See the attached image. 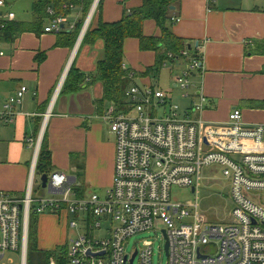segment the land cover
I'll return each instance as SVG.
<instances>
[{"label":"built area","instance_id":"2783aa9c","mask_svg":"<svg viewBox=\"0 0 264 264\" xmlns=\"http://www.w3.org/2000/svg\"><path fill=\"white\" fill-rule=\"evenodd\" d=\"M99 4L100 0H93L81 39ZM7 5L0 0L1 26L15 20ZM47 15L52 20L44 32L61 33L68 17L55 16L52 8ZM185 54L184 50L181 56ZM200 68L201 61L195 59L176 77L175 86L183 91V98L190 97L191 72ZM26 92L21 86L5 100L0 112L4 123L13 121L15 107ZM126 97L130 110L118 113L113 106L105 117L115 136V157L113 185L102 196L76 197L74 184L60 171L48 175L51 197L35 196L41 138L28 141L35 156L23 196L0 191V264H7L9 253L27 264L32 213L65 214L68 228L83 231L69 240L68 264H152L150 241L144 240L130 253L126 248L132 236L149 231H161L168 243L167 251L164 245L167 264H264V124L245 125L241 111L234 109L227 124L208 125L190 116L201 112V103L182 117L179 105L158 88L131 86ZM212 166H219L229 180L232 211L228 224L202 222L197 201L172 200L173 188H191L195 193L203 168Z\"/></svg>","mask_w":264,"mask_h":264},{"label":"crops","instance_id":"0c3cea01","mask_svg":"<svg viewBox=\"0 0 264 264\" xmlns=\"http://www.w3.org/2000/svg\"><path fill=\"white\" fill-rule=\"evenodd\" d=\"M142 4L143 0H100L88 29L93 31L101 22H119L124 11L138 9ZM174 11L179 21L171 29L185 41V56L173 59L171 54L169 58L173 60L165 64L163 72L145 74L155 65V52L142 51L137 40L127 39L124 68L138 76L131 81L132 86L163 90L152 83L173 81V88L179 89L175 86L176 77L196 59L201 61V68L189 77L190 97L183 98V92L180 95L184 100L179 104L182 117L194 104L201 103V112L190 116L208 125L227 124L234 109L241 111L245 125L264 124V0H182ZM80 12L79 8L73 9L59 34L44 32L52 20L48 18L37 33L23 32L11 42L0 38V51L4 53L0 57V112L4 111L8 97L15 95L21 86L27 88L22 103L15 107L13 121L4 123L0 119L2 192L23 196L35 156L28 141L36 142L39 138L41 144L45 139L52 154L53 171L65 173L83 191V197L92 193L102 196L113 185L115 152L112 146V151H107L103 137V125H109L105 117L113 105L103 101L100 83H86L76 93L63 89L67 78L64 80V75L73 65L89 83L98 61L104 57L102 40L84 43L87 32L80 38L89 11L83 18ZM81 19L73 45L67 46V40L61 37L72 36ZM14 21L18 19L15 17ZM142 30L146 37L161 36L154 21H146ZM163 91L173 102L174 90ZM107 156L110 161L105 171L102 164ZM34 184L37 197H51L49 191L48 195L42 194L46 189L37 175ZM65 218V214L40 215L38 237L43 222L44 226L54 225Z\"/></svg>","mask_w":264,"mask_h":264},{"label":"trees","instance_id":"16d2710c","mask_svg":"<svg viewBox=\"0 0 264 264\" xmlns=\"http://www.w3.org/2000/svg\"><path fill=\"white\" fill-rule=\"evenodd\" d=\"M93 0H33L32 16L33 22L12 21L3 23L0 29V38L7 42L13 41L23 32L35 31L36 33L43 27L49 15L48 8L55 11V16H69L73 9H81L83 18L89 11ZM182 0H143L142 6L132 11H124L121 21L116 23L101 22L96 29L86 31L84 43H93L95 40H102L105 46L104 57L98 61L96 72L90 76L88 83L84 74L74 67L69 69L63 85L64 91L76 93L84 84L100 83L103 91V101L115 106L118 113H126L130 110V102L126 97V92L132 86L131 81L138 77L135 72L124 68V42L127 39H135L142 51L155 52V65L148 69L145 74H155L160 71L169 60L183 58L181 53L184 51L185 41L178 38L172 28L174 24V10L180 6ZM174 8V9H173ZM146 21H154L161 31L160 37H146L143 34V25ZM83 19L78 21L72 36L63 35L66 39L65 44L72 46L78 30L81 28ZM173 55V59L169 58ZM36 164V175L41 177L44 174L50 175L53 172L52 154L47 148L44 139L42 142ZM76 197L83 198V191L73 186ZM40 215L31 214L29 222L28 238V264H49L51 260H56L57 264H68L69 245H58L54 250L47 251L39 248L38 240V218ZM60 217V216H59Z\"/></svg>","mask_w":264,"mask_h":264},{"label":"rangeland","instance_id":"374dc122","mask_svg":"<svg viewBox=\"0 0 264 264\" xmlns=\"http://www.w3.org/2000/svg\"><path fill=\"white\" fill-rule=\"evenodd\" d=\"M6 10L15 14L16 19L24 22L32 20V6L33 0H6ZM165 69H161L163 72ZM163 80V77H162ZM154 86H158L163 90H174L173 103L179 105L184 100L181 98L183 91L173 88V81L170 82H155ZM103 137L105 144L108 146L109 153L112 151L111 146L114 148L115 136L110 133L109 125H103ZM110 147V148H109ZM114 151V150H113ZM115 152V151H114ZM114 156V155H113ZM110 161L107 156L106 163L103 162L102 166L105 167V171L109 168L108 162ZM114 164V157L113 163ZM114 172V167H113ZM199 186L195 193L191 191V188H173L171 191L172 200L186 204L190 201H197L199 209V217L202 222L209 224H228L230 222V216L232 211V202L229 193V180L223 177L221 168L219 166L205 167L201 172ZM35 192V196H36ZM43 195H48V190L42 191ZM39 195V194H38ZM73 218V216L71 217ZM79 220V217L76 216ZM69 218L62 219L61 222L56 224H46L44 222L41 226V233L39 234L37 244L39 248L44 250H51L57 245H69V240L78 236L79 233H83L82 230L76 231L68 228ZM80 222V221H78ZM150 241L153 244V261L152 264H167V255L164 252L165 240L161 231H149L136 236H132L127 244V252L130 253L135 247H141L143 242ZM5 260L7 264H20L19 256L15 253H9L6 255ZM29 260V259H28ZM55 261V260H51ZM50 261V262H51ZM49 262V264H50ZM28 264V261H27Z\"/></svg>","mask_w":264,"mask_h":264},{"label":"water","instance_id":"95a60500","mask_svg":"<svg viewBox=\"0 0 264 264\" xmlns=\"http://www.w3.org/2000/svg\"><path fill=\"white\" fill-rule=\"evenodd\" d=\"M66 74H67V72L64 75V80H65ZM47 180H48V175L47 174H44V175H42L40 177V183H42V188L48 190L51 193L52 190H51L50 186L48 185ZM167 248H168V243H166V245H165V251H167ZM133 256L135 257V254Z\"/></svg>","mask_w":264,"mask_h":264}]
</instances>
